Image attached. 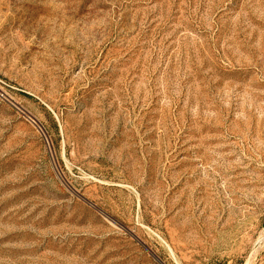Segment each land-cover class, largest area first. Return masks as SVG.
Wrapping results in <instances>:
<instances>
[{
    "label": "rangeland",
    "instance_id": "rangeland-1",
    "mask_svg": "<svg viewBox=\"0 0 264 264\" xmlns=\"http://www.w3.org/2000/svg\"><path fill=\"white\" fill-rule=\"evenodd\" d=\"M0 264H264V0H0Z\"/></svg>",
    "mask_w": 264,
    "mask_h": 264
}]
</instances>
